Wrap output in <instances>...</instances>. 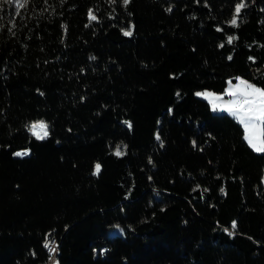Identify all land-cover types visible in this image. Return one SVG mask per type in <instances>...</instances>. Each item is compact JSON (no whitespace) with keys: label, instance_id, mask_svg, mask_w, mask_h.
Masks as SVG:
<instances>
[{"label":"trees","instance_id":"1","mask_svg":"<svg viewBox=\"0 0 264 264\" xmlns=\"http://www.w3.org/2000/svg\"><path fill=\"white\" fill-rule=\"evenodd\" d=\"M238 3L0 0V264L46 236L56 264H264V153L194 94L264 89V0Z\"/></svg>","mask_w":264,"mask_h":264},{"label":"snow or ice","instance_id":"2","mask_svg":"<svg viewBox=\"0 0 264 264\" xmlns=\"http://www.w3.org/2000/svg\"><path fill=\"white\" fill-rule=\"evenodd\" d=\"M6 3H12V0H5ZM117 0H111V3H116ZM19 8L25 7L28 3V0H16ZM122 3L126 6L130 3V0H122ZM247 5L244 3V0H240V3L235 6V14L233 15L230 23L233 26H237V18L239 17L242 9L246 8ZM169 8L167 11H171ZM96 16L89 11V20H96ZM123 34L125 36H131L132 31L131 28L128 30H124ZM235 37H228V43H232ZM223 47V45H221ZM231 59V57H229ZM250 59H252L250 57ZM238 81L237 84L232 85V82L229 81L230 87L225 90L228 96L233 97L232 100L225 101L223 103H219L221 101V96L215 95L210 92H197L195 95L203 96L205 99H209V102L212 104V110L214 112H226L230 116H233L238 120V122L243 125L245 136L244 139L248 142L249 146L256 152L264 153V129H260L258 127L259 124L264 123V89L258 88L254 84L249 83L248 81L241 79L239 77L236 78ZM179 95V93H177ZM171 111V109L169 110ZM128 123L129 128H131V123ZM29 131L35 137L36 140H44L49 135L48 125L44 121H36L33 122ZM159 140L160 137L157 136ZM29 153L27 150L23 152H15L14 156L21 157L27 156ZM117 156L122 155L123 153L119 150V146H117V150L115 153ZM101 171V165L97 163L95 165V170L93 175H98ZM223 191V189H221ZM232 229L237 228V223L235 221L232 222ZM227 232L228 229H225ZM232 233H229L231 235ZM54 241H46L45 247L49 249L50 252H56L57 249L54 246Z\"/></svg>","mask_w":264,"mask_h":264},{"label":"rangeland","instance_id":"3","mask_svg":"<svg viewBox=\"0 0 264 264\" xmlns=\"http://www.w3.org/2000/svg\"><path fill=\"white\" fill-rule=\"evenodd\" d=\"M237 78V77H236ZM236 78H234L233 80H231V79H227L226 80V83H225V86H224V88H223V90L222 91H220V92H216V91H212V90H209V89H199V90H196L195 92H194V94L195 93H197V92H205V91H207V92H210V93H213V94H215V95H219V96H221V101L219 102V103H223V102H225V101H229V100H232L233 99V97H231V96H228L227 94H226V92H225V90L227 89V88H229L230 87V85H229V81H231L232 82V85H235V84H237L238 83V81L236 80ZM239 78H241V79H244V80H246L245 78H242V77H239ZM246 81H248V80H246ZM249 82V81H248ZM250 83V82H249ZM252 84V83H251ZM256 86V85H255ZM258 88H261V87H259V86H257ZM197 96V95H196ZM198 97H200V98H202V99H204L207 103H208V105H209V108H210V110L212 111V112H214L213 110H212V104L209 102V99H205L203 96H198ZM216 112H218V113H226V112H219V111H216ZM228 114V113H227ZM229 115V114H228ZM233 117V116H232ZM234 118V117H233ZM236 119V118H235ZM237 120V119H236ZM36 121H42V120H33V121H30L28 124H27V130H28V132L32 135V133L29 131V127H30V125L33 123V122H36ZM238 121V120H237ZM240 124V123H239ZM241 125V124H240ZM261 125H262V123L261 124H259L258 125V127L261 129ZM241 127H242V136H243V139H244V136H245V132H244V128H243V125H241ZM33 136V135H32ZM34 137V136H33ZM245 140V139H244ZM245 142L248 144V142L245 140ZM249 145V144H248ZM250 147V146H249ZM251 148V147H250ZM252 149V148H251ZM253 150V149H252ZM256 152V151H255ZM261 182H262V184L264 185V164H263V167H262V177H261Z\"/></svg>","mask_w":264,"mask_h":264},{"label":"built area","instance_id":"4","mask_svg":"<svg viewBox=\"0 0 264 264\" xmlns=\"http://www.w3.org/2000/svg\"><path fill=\"white\" fill-rule=\"evenodd\" d=\"M46 241H54L55 242V239L53 237H49V236H46L43 241H42V245L43 247L45 248L46 252L48 253V256L47 258L45 259V261L39 263V264H54V261H55V255H56V252H50L48 248H46L44 245H45V242ZM57 249V244L55 242V245H54Z\"/></svg>","mask_w":264,"mask_h":264},{"label":"water","instance_id":"5","mask_svg":"<svg viewBox=\"0 0 264 264\" xmlns=\"http://www.w3.org/2000/svg\"><path fill=\"white\" fill-rule=\"evenodd\" d=\"M22 151H25V150H22ZM54 264H56V262H54Z\"/></svg>","mask_w":264,"mask_h":264}]
</instances>
